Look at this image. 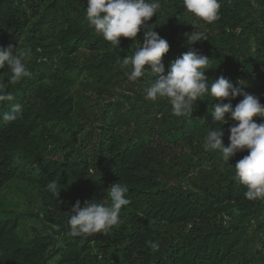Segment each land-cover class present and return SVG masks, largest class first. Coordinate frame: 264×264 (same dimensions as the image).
<instances>
[{
    "label": "trees",
    "instance_id": "trees-1",
    "mask_svg": "<svg viewBox=\"0 0 264 264\" xmlns=\"http://www.w3.org/2000/svg\"><path fill=\"white\" fill-rule=\"evenodd\" d=\"M159 2L147 23L169 42L165 74L191 47L210 58V82H242L264 106V0H219L212 24L183 0ZM86 8L87 0H0V46L32 50L30 76L10 84L15 99L0 103V264H264V200H247L235 178L248 150L226 162L204 149L219 127L227 146L238 122L230 113L227 124L214 122L208 94L180 117L166 98L146 99L156 79L150 66L132 82L122 63L139 42L121 37L113 47L89 26ZM195 31L201 41L189 45ZM10 75L0 69V78ZM12 104L23 105V118L5 122ZM53 180L59 198L46 189ZM115 182L127 184L130 200L119 223L73 237L76 201L107 205Z\"/></svg>",
    "mask_w": 264,
    "mask_h": 264
},
{
    "label": "clouds",
    "instance_id": "clouds-1",
    "mask_svg": "<svg viewBox=\"0 0 264 264\" xmlns=\"http://www.w3.org/2000/svg\"><path fill=\"white\" fill-rule=\"evenodd\" d=\"M183 5L186 11L207 24L219 19V0H183ZM160 8L159 0H87L86 19L89 26L115 48H119L121 37L131 38L134 44L139 42L134 54L123 58L122 63L131 66L126 76L132 82L144 76L149 71L146 65L150 66V72L156 79L146 89V99L157 101L166 98L172 106V114L180 117L192 113L196 101L208 94L214 98L210 111L214 122L227 124L226 114L230 113V119L238 122L229 129L230 143L225 145L221 127L212 128L205 137L204 149L220 153L226 162L238 152L248 150V155L235 164V178L247 188L244 193L247 200H264V123H257L253 119L264 116V106L259 98L244 90L242 82L238 81L240 86H237L224 76L210 82L205 75L206 70L211 68L210 58L191 47L170 64L165 74L163 58L169 52V42L159 35L153 25L147 23L153 16H157ZM142 28L144 32L141 43L137 36ZM187 40L189 45L201 41V33L195 31L187 34ZM31 55L30 48L17 53L12 45L0 46V69L7 66L11 73L7 80L0 78V103L15 99L6 91L10 84L30 76L25 61ZM39 60L46 59L41 56ZM238 96H243V100L233 109L231 101ZM22 118L21 104H12L10 110L3 114L5 122ZM46 189L53 196L60 197L61 188L57 181H50ZM127 192V184L115 182L108 189L105 199L109 201L107 205L95 199L85 201L82 205L77 200L71 209L73 214L67 221L70 234L73 237L108 234L119 223L121 209L130 204Z\"/></svg>",
    "mask_w": 264,
    "mask_h": 264
},
{
    "label": "rangeland",
    "instance_id": "rangeland-1",
    "mask_svg": "<svg viewBox=\"0 0 264 264\" xmlns=\"http://www.w3.org/2000/svg\"><path fill=\"white\" fill-rule=\"evenodd\" d=\"M2 197V196H1ZM25 203H28V199L25 200Z\"/></svg>",
    "mask_w": 264,
    "mask_h": 264
}]
</instances>
